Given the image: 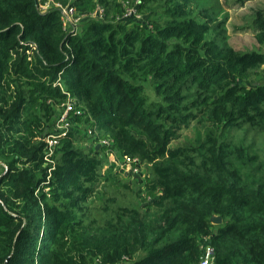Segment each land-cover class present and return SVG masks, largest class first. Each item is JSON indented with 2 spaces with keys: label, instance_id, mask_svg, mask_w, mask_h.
I'll list each match as a JSON object with an SVG mask.
<instances>
[{
  "label": "trees",
  "instance_id": "obj_1",
  "mask_svg": "<svg viewBox=\"0 0 264 264\" xmlns=\"http://www.w3.org/2000/svg\"><path fill=\"white\" fill-rule=\"evenodd\" d=\"M44 1L0 0V264H198L203 237L212 264H264V160L232 132L264 133V81L253 77L264 52L234 48L225 21L191 0H164L163 20L147 25L109 18L116 0H52L104 8L81 29ZM67 94L80 110L70 119L109 143L83 147L70 128L46 158ZM193 121L207 124L197 141L171 146ZM107 149L150 164L148 202L89 235L86 199Z\"/></svg>",
  "mask_w": 264,
  "mask_h": 264
},
{
  "label": "rangeland",
  "instance_id": "obj_2",
  "mask_svg": "<svg viewBox=\"0 0 264 264\" xmlns=\"http://www.w3.org/2000/svg\"><path fill=\"white\" fill-rule=\"evenodd\" d=\"M126 0H116V4L119 5V12L114 8L108 10L109 18L118 19L123 15V2ZM133 4L134 0H128ZM193 4H197L201 7H212L209 11L214 15L216 19H223L225 21V28L228 34V43L238 50H259L264 52V44H259L254 33L256 30L254 19L257 12H261L260 15L264 17V0H191ZM115 4V6H116ZM143 4V3H142ZM96 5H99L96 4ZM166 5L164 0H151L144 3L142 8H138V12L141 14V18L136 21H141L147 25V21L150 19L163 20V9ZM112 6V5H111ZM117 7V6H116ZM94 8L91 10L79 11L80 21L79 29L83 23L88 19L93 18ZM124 16V15H123ZM121 17L128 25H131V19L127 17ZM120 18V19H121ZM135 20L134 16H131ZM78 29V30H79ZM254 78L264 81V71L259 75L253 76ZM144 92L151 99H156V95L151 86L148 84L144 87ZM85 124L72 121L71 128L77 133V144L85 147L86 145H95V149H98L101 143H105L108 140H100L99 142L93 141V134L84 127ZM207 126L205 123H197L193 121L190 126L182 128L180 130V136L171 142V146H177L182 144H193L197 141V138L202 135L204 128ZM247 130H233V135L236 137H243L245 144L251 145L259 151V156L264 160V133H259L251 128ZM97 133V132H95ZM104 152V151H103ZM105 154L101 155L102 163L100 166L101 176L98 182V187L95 191L88 195L87 201V215L86 224L88 227L89 235L102 236L110 233L114 228L108 221L113 222V217L117 212L122 211L120 208L137 209L139 211L145 210L144 205L148 201H144L143 187L140 183H143L145 175H149V165L145 161H142L138 167L139 174L133 173L127 164L122 162L119 164L118 159L111 151L105 150ZM123 157V156H121ZM120 158V157H119ZM122 160V158H120ZM1 171V168H0ZM146 177V176H145ZM45 219H41L40 230L43 229ZM147 223L151 228L158 226L157 219L150 222L152 218L146 217ZM202 243V241H201ZM128 261H124L120 264H127ZM91 264H99L95 260Z\"/></svg>",
  "mask_w": 264,
  "mask_h": 264
},
{
  "label": "built area",
  "instance_id": "obj_3",
  "mask_svg": "<svg viewBox=\"0 0 264 264\" xmlns=\"http://www.w3.org/2000/svg\"><path fill=\"white\" fill-rule=\"evenodd\" d=\"M142 0H134L133 4L130 1L126 0L123 2V15L127 18H131L134 16L135 19H140L141 14L138 12L137 7L141 3ZM52 5L56 6L60 10L61 19L63 25L67 28L73 27L76 29L77 24L80 21L79 12L76 8L70 4L62 5L58 2L52 0H45L44 2L39 3V8L41 11H46ZM122 15V16H123ZM96 18H103L104 16V8L101 5H96L94 8V14L92 15ZM123 16V17H124ZM80 113V110L77 109L75 105V100L67 94L66 99L57 106V112L54 122L53 132L47 137H45V141L47 142V153L46 158L51 155L54 146L58 143L59 138L67 135L68 130L71 128L72 120L70 119V113ZM109 141L104 144H108ZM138 160L136 157H131L129 155H124L121 159H118L119 164L121 162L129 168L133 173L138 172V167L133 163ZM6 167L4 168V171ZM201 255L199 258L198 264H212L215 256L214 248L207 242V238L203 237L201 243Z\"/></svg>",
  "mask_w": 264,
  "mask_h": 264
},
{
  "label": "water",
  "instance_id": "obj_4",
  "mask_svg": "<svg viewBox=\"0 0 264 264\" xmlns=\"http://www.w3.org/2000/svg\"><path fill=\"white\" fill-rule=\"evenodd\" d=\"M213 222H220V217L219 216H214L212 217Z\"/></svg>",
  "mask_w": 264,
  "mask_h": 264
}]
</instances>
